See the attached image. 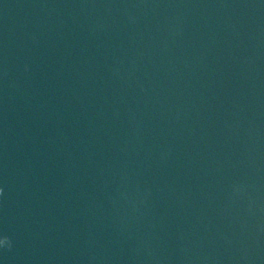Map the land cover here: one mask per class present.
I'll return each mask as SVG.
<instances>
[{
  "label": "water",
  "instance_id": "1",
  "mask_svg": "<svg viewBox=\"0 0 264 264\" xmlns=\"http://www.w3.org/2000/svg\"><path fill=\"white\" fill-rule=\"evenodd\" d=\"M0 264H264V0H0Z\"/></svg>",
  "mask_w": 264,
  "mask_h": 264
},
{
  "label": "clouds",
  "instance_id": "2",
  "mask_svg": "<svg viewBox=\"0 0 264 264\" xmlns=\"http://www.w3.org/2000/svg\"><path fill=\"white\" fill-rule=\"evenodd\" d=\"M0 243H6V241H0Z\"/></svg>",
  "mask_w": 264,
  "mask_h": 264
}]
</instances>
